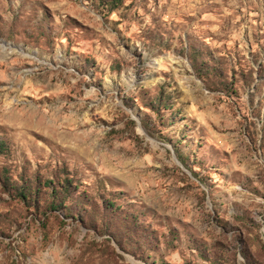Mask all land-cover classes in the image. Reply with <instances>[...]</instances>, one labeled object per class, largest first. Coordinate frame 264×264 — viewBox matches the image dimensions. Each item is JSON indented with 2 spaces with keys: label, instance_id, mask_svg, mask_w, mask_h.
Listing matches in <instances>:
<instances>
[{
  "label": "rangeland",
  "instance_id": "obj_1",
  "mask_svg": "<svg viewBox=\"0 0 264 264\" xmlns=\"http://www.w3.org/2000/svg\"><path fill=\"white\" fill-rule=\"evenodd\" d=\"M0 139V264H264V0H0Z\"/></svg>",
  "mask_w": 264,
  "mask_h": 264
},
{
  "label": "trees",
  "instance_id": "obj_2",
  "mask_svg": "<svg viewBox=\"0 0 264 264\" xmlns=\"http://www.w3.org/2000/svg\"><path fill=\"white\" fill-rule=\"evenodd\" d=\"M5 142L3 140L0 139V155H2L5 152ZM70 181L64 179L63 180V191L64 192H68L70 189ZM3 185H7V183H3ZM31 193V189L26 186L25 188H21V190H18V196H20L22 199H25L27 197V195H29Z\"/></svg>",
  "mask_w": 264,
  "mask_h": 264
}]
</instances>
